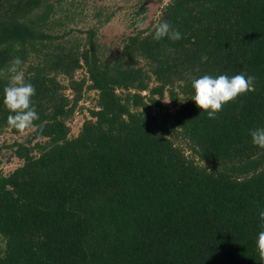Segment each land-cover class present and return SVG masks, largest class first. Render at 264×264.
Listing matches in <instances>:
<instances>
[{
    "label": "trees",
    "instance_id": "1",
    "mask_svg": "<svg viewBox=\"0 0 264 264\" xmlns=\"http://www.w3.org/2000/svg\"><path fill=\"white\" fill-rule=\"evenodd\" d=\"M63 1L0 0V68L24 62L39 115L7 146L21 164L0 174V264H261L264 149L250 132L264 128V0H169L111 61L92 27L81 45L51 33ZM165 21L179 41L153 39ZM239 73L255 90L200 116L192 81ZM7 84L0 131L19 134ZM84 92L94 106L69 136Z\"/></svg>",
    "mask_w": 264,
    "mask_h": 264
},
{
    "label": "rangeland",
    "instance_id": "2",
    "mask_svg": "<svg viewBox=\"0 0 264 264\" xmlns=\"http://www.w3.org/2000/svg\"><path fill=\"white\" fill-rule=\"evenodd\" d=\"M169 0H64L59 11L51 18V33L63 35V41H77L79 45L86 37V31L92 27L95 30V45L101 60L111 61L114 54L122 47L123 39L135 31L145 30L152 26L160 14V9ZM66 16V17H64ZM142 23L143 28H138L137 24ZM73 31V32H71ZM81 39V40H80ZM139 65L144 66L140 61ZM146 69V67H144ZM81 70H77L74 77L79 79ZM57 80L62 78L58 76ZM66 81H61L65 85ZM152 82L150 86H152ZM67 94V91H64ZM145 94V93H142ZM95 95L84 92L77 105V115L72 116L68 122L70 134L75 136L82 124L88 118L85 113L94 106ZM170 111L174 110L177 103H172L167 95L161 100ZM32 129H27L19 134H13L9 129L0 131V174L7 175L21 164V161L13 157L11 150L7 148L12 142H24L30 137ZM179 144L178 141L175 142ZM182 145V144H181Z\"/></svg>",
    "mask_w": 264,
    "mask_h": 264
},
{
    "label": "clouds",
    "instance_id": "3",
    "mask_svg": "<svg viewBox=\"0 0 264 264\" xmlns=\"http://www.w3.org/2000/svg\"><path fill=\"white\" fill-rule=\"evenodd\" d=\"M137 27L143 28V24L138 23ZM165 37L173 42L182 38L180 32L172 29L166 21L156 26L153 39L160 41ZM23 64L19 57H15L7 67L0 68V78L8 80L3 90V103L10 113L7 123L20 132L34 127V121L39 119L31 100L36 89L25 81ZM254 81L255 77L245 76L243 73L232 77L219 75L215 78L203 75L192 81L194 95L191 100L201 110L200 116L206 113L208 119H215L227 103L235 101L240 95L254 91ZM250 136L254 146L264 149V128L251 130ZM259 220L261 230L258 233L256 249L261 264H264V210L259 212Z\"/></svg>",
    "mask_w": 264,
    "mask_h": 264
},
{
    "label": "built area",
    "instance_id": "4",
    "mask_svg": "<svg viewBox=\"0 0 264 264\" xmlns=\"http://www.w3.org/2000/svg\"><path fill=\"white\" fill-rule=\"evenodd\" d=\"M74 115H77V112H75Z\"/></svg>",
    "mask_w": 264,
    "mask_h": 264
}]
</instances>
